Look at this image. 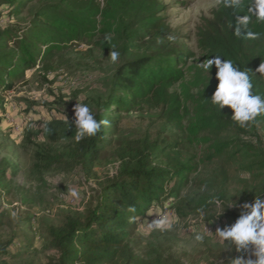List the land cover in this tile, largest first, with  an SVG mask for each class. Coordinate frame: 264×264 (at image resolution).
<instances>
[{
  "label": "rangeland",
  "instance_id": "1",
  "mask_svg": "<svg viewBox=\"0 0 264 264\" xmlns=\"http://www.w3.org/2000/svg\"><path fill=\"white\" fill-rule=\"evenodd\" d=\"M160 3L164 9L159 15L166 19L177 42L199 58L198 30L205 19L212 18L221 0ZM37 8L34 2L20 16L3 18L0 29L25 26ZM109 55L94 42L73 44L26 72L4 95L7 104L0 112V171L7 188H0V214L4 216L0 248L8 243L11 246L1 264H46L56 255L49 245V228L62 226L67 215L84 214L92 207L100 185L117 175L129 152L135 154L145 144L186 142L187 118L178 127L161 110L143 109L120 115L119 132L111 146L102 151V159L94 168L95 178H87L71 163L74 143L69 135L76 130L74 107L84 103L95 114L107 101L120 65L119 58L112 62ZM242 128L244 132L225 130L217 138L203 133L223 143H242L221 156L209 158L213 156L211 143L180 144L161 156L163 164L197 165L198 172L188 175L178 197L154 207L164 213L170 227L160 230L143 219L136 221L133 239L140 245L139 256L180 258L185 264H231L241 255L255 259L254 246L250 245L248 252H237L234 242L222 241L216 235L217 229L237 221L244 203L264 196V154L251 158L244 147L252 145L264 153V124L254 128L249 122ZM215 196L225 202L221 208L208 202L200 205L202 199L209 201ZM197 235L202 240H196Z\"/></svg>",
  "mask_w": 264,
  "mask_h": 264
},
{
  "label": "trees",
  "instance_id": "2",
  "mask_svg": "<svg viewBox=\"0 0 264 264\" xmlns=\"http://www.w3.org/2000/svg\"><path fill=\"white\" fill-rule=\"evenodd\" d=\"M34 2L38 8L25 26L0 29V112L7 104L4 95L26 72L52 59L56 52L89 41L105 53L119 52L120 65L107 101L94 114L98 121L108 120L109 125H102L95 136L80 142H76L75 133L69 135L74 143L70 161L87 178H95L94 168L119 132L122 113L161 110L170 123L181 127L187 118L188 124L186 142L145 144L135 154L129 152L117 175L100 185L92 207L84 214L67 215L62 226L50 227L49 245L56 255L46 264H185L180 258L139 256L140 245L133 239L136 221L145 219L155 206L178 197L188 175L198 172L197 165L171 167L161 163L167 151L180 144L211 143V159L242 145L238 140L223 143L203 136L209 132L217 138L225 130L244 129L231 120L234 113L230 107L221 112L211 103L218 84L215 65L209 76L198 64L215 56L231 59L241 70L253 71V93L264 95V75L256 72L264 63V22L252 17L248 30L257 33L256 38L238 37L234 32L236 16L247 14L250 0H243L240 10L228 6L232 0H221L212 18L205 19L198 30L201 56L196 59L186 45L177 42L166 19L159 15L164 9L160 0H0V20L20 16ZM169 36L174 39L169 40ZM250 124L254 128L263 125L264 114ZM244 147L251 158L264 154L252 145ZM0 188H7L1 171ZM213 198L221 199H208ZM209 201L202 199L200 205ZM3 219L0 214V228ZM10 246L0 248V264Z\"/></svg>",
  "mask_w": 264,
  "mask_h": 264
},
{
  "label": "clouds",
  "instance_id": "3",
  "mask_svg": "<svg viewBox=\"0 0 264 264\" xmlns=\"http://www.w3.org/2000/svg\"><path fill=\"white\" fill-rule=\"evenodd\" d=\"M242 3L243 0H232L228 6L234 10H240ZM252 17L259 22H264V0H250L247 5V14L236 16L234 32L238 37L256 38L258 34L248 30ZM168 39L172 40L174 37L169 36ZM119 55V52L111 50L109 57L112 62H116ZM213 65L217 69L216 79L218 80L216 90L211 97L213 105L218 106L221 112L226 106L230 107L234 113L231 120L238 123L240 127H245L257 116L264 114V95L253 93L250 77V72L253 71L241 70L240 66L231 59H223L221 56L207 59L199 63L198 67L210 76ZM256 72L264 75V63H261ZM74 114L76 142L95 136L102 125L108 126L110 123L108 120L98 121L90 107L84 103H77ZM209 203L221 208L225 202L219 198H213ZM242 207L244 211L237 221L231 226L217 229L216 235L222 241L234 242L237 252H248L249 246H254L252 255L255 259L251 257L246 259L241 255L234 258L231 264H264V196H256L253 203L246 202ZM129 211H135V209L130 208ZM201 218H203V210H201ZM150 227L164 230L170 227V224L167 218L157 217L150 222ZM196 240H202V237L197 235Z\"/></svg>",
  "mask_w": 264,
  "mask_h": 264
},
{
  "label": "built area",
  "instance_id": "4",
  "mask_svg": "<svg viewBox=\"0 0 264 264\" xmlns=\"http://www.w3.org/2000/svg\"><path fill=\"white\" fill-rule=\"evenodd\" d=\"M0 22H2V20H0ZM229 210L232 211L233 210L232 207H229ZM163 214L164 213L162 211H155L154 209H152L151 212H149V214L147 215V217L143 219L142 221H146L147 224L150 225V222H152L157 217H165ZM142 221L141 223H143Z\"/></svg>",
  "mask_w": 264,
  "mask_h": 264
}]
</instances>
